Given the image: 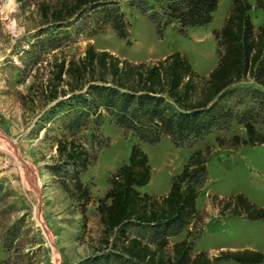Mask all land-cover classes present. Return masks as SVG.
Instances as JSON below:
<instances>
[{
    "label": "trees",
    "instance_id": "trees-1",
    "mask_svg": "<svg viewBox=\"0 0 264 264\" xmlns=\"http://www.w3.org/2000/svg\"><path fill=\"white\" fill-rule=\"evenodd\" d=\"M165 2L164 19L150 11L144 0H132L130 4L155 24L160 36L170 23L176 24L182 36L187 27L208 25L218 5V0ZM252 7L264 12V0H254L253 5L248 0H232L222 27L212 30L217 62L206 75L199 74L180 51L135 62L88 43L78 58L53 55L47 61L49 74L39 86L34 80L28 85L43 97L42 127L56 120L54 130L46 127V132H54L51 138L55 146V162L49 165V171L77 206L83 227L86 207L94 199L81 176L96 160L97 149L108 144L99 131L104 112L123 132L131 131L138 141L149 144L164 134L176 146L191 145L213 128H226L232 119L243 124L246 136H215L219 148L264 143L263 133L254 126L258 115L255 107L235 112L227 103L230 97L240 100L249 94L264 111V22L254 32L249 13ZM36 10L44 26L39 34L54 33L95 12V24L100 29L110 23L119 38L128 36L129 22L117 0H40ZM37 43L40 47L32 45L36 49L31 51L35 66L40 63L41 50L59 47L48 36ZM245 82L254 85L238 86ZM81 128L89 129L88 144L78 136ZM212 152L209 144L193 151L172 176L168 193L157 196L138 190L149 182L151 167L140 143H132L127 162L110 174V187L95 199L99 245L107 250L94 257L92 264H218L224 260L261 264L264 254L250 248L222 249L214 255L202 250L191 254L190 238L204 226L196 199L208 179L207 163ZM208 197L221 216L264 220V207L241 192L222 197L208 193ZM185 226H190L186 236L170 243L169 237Z\"/></svg>",
    "mask_w": 264,
    "mask_h": 264
},
{
    "label": "rangeland",
    "instance_id": "rangeland-1",
    "mask_svg": "<svg viewBox=\"0 0 264 264\" xmlns=\"http://www.w3.org/2000/svg\"><path fill=\"white\" fill-rule=\"evenodd\" d=\"M38 1L0 0V264H92L94 257L107 250L99 245L95 199L110 187V174L127 162L130 146L135 142L146 152L156 183L164 178L167 183V170L185 163L193 151L207 144L213 147L207 163L208 179L199 194V203L202 202L206 209L202 213L198 210L204 226L197 236L190 238L192 255L197 252V238L206 227L213 230L214 242L223 246L247 243L264 254V220L221 216L208 197V193L222 197L241 192L264 207V143L240 144L227 149L219 148L214 139L218 135L245 137L242 123L232 119L226 128H213L191 145L176 146L164 134L159 141L149 144L138 141L131 131L123 132V128L104 112L99 131L108 144L97 149L96 160L81 176L94 199L86 207L87 219L83 227L77 206L61 188L58 177L49 171V165L55 162V146L51 138L54 132H46L49 130L46 127L53 129L56 120L42 127L43 97L36 94L35 88L28 89L33 80L39 86L40 80L49 74L47 61L53 55L78 58L88 43L135 62L161 59V53L166 51H180L197 70L205 60L217 58L216 40L209 28L216 25L229 0H221L212 25L187 27L185 36L177 33L175 23L167 24L160 36L155 24L130 4L132 0H117L129 22L127 39L119 38L110 23L100 29L95 24V12L85 14L74 25L55 29L54 33L39 34L44 26L38 19ZM144 1L151 7L150 11L164 19L165 0ZM47 36L53 37L59 47L41 50L40 63L35 66V55L31 51L36 47L32 45L40 47L37 42ZM247 85L254 84H238ZM227 103L235 112L255 107L258 115L254 126L264 135V111L257 99L248 94L240 100L230 97ZM78 136L85 144L89 143L88 128H81ZM159 166L164 167L162 172H157ZM189 227L170 236L169 242L183 239Z\"/></svg>",
    "mask_w": 264,
    "mask_h": 264
},
{
    "label": "crops",
    "instance_id": "crops-1",
    "mask_svg": "<svg viewBox=\"0 0 264 264\" xmlns=\"http://www.w3.org/2000/svg\"><path fill=\"white\" fill-rule=\"evenodd\" d=\"M248 1L253 5L254 0H248ZM220 2H221V0L218 1L217 9L215 10L216 12L213 13V19L210 22L211 25L216 20L215 17H216V13L219 10L218 6L220 5ZM231 2H232V0L228 1V4H227L225 10L217 18L216 25H213L214 27L210 26V28H209L210 30H219L222 27V25L224 23V20H225V17L227 16V13H228L229 8L231 6ZM249 13H250L251 21H252V24H253V30H254V32H257L258 27L264 22V12H262L261 10L255 8V7H252L251 10L249 11ZM210 24H208V25H210ZM169 53H170L169 51H166L164 53H161V55L160 54H158V55H160V57L163 58ZM190 62H191V60H190ZM216 62H217V58H216V60L214 58L213 61L205 60L203 63L199 64L200 66L198 67L197 70L196 69L195 70L198 73L206 75L215 66ZM191 64H192V62H191ZM183 163H184V161H183ZM183 163H181L176 168L173 167L169 171L167 170L168 175H169V180H168L167 183H166V178H164V179L160 180V182L156 183L155 179H154V176H153V170L151 168V178H150L149 182L147 183L149 185V187L146 189V186H145L146 184H145L144 186L139 187L138 190L140 191L143 188L142 192H146L148 194H154L155 193L154 195H158V196L166 195L168 193V191H169V188H170L171 177L175 173L180 171ZM163 168H164L163 166L157 167V172H162ZM152 183H153V185H150ZM199 200L200 199H199V196H198L197 199H196V208H197V210H199L202 213L206 209H203L204 205H203L202 202L199 203ZM208 222H210V220H208ZM179 240L180 239H178L176 241H179ZM197 241H198L197 242V248H198L197 252L202 250V251H206L209 255H214L219 250L226 249V248H229V249H243V248L256 249V246H252V245L247 244V243H245L243 245L223 246V245H221V244H219L217 242H214L215 240L213 238V230H211L210 227H206L204 229V233L202 234L201 237L197 238ZM218 264H237V263H235V262H233L231 260H224V261H219Z\"/></svg>",
    "mask_w": 264,
    "mask_h": 264
}]
</instances>
